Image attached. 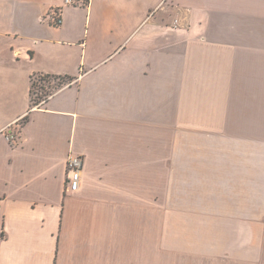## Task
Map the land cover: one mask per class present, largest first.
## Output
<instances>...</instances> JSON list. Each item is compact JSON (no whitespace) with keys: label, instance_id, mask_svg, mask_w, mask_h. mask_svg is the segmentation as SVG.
<instances>
[{"label":"crops","instance_id":"crops-1","mask_svg":"<svg viewBox=\"0 0 264 264\" xmlns=\"http://www.w3.org/2000/svg\"><path fill=\"white\" fill-rule=\"evenodd\" d=\"M62 5L0 0V264H264V0ZM38 75L72 82L35 106Z\"/></svg>","mask_w":264,"mask_h":264},{"label":"rangeland","instance_id":"rangeland-1","mask_svg":"<svg viewBox=\"0 0 264 264\" xmlns=\"http://www.w3.org/2000/svg\"><path fill=\"white\" fill-rule=\"evenodd\" d=\"M60 1V0H59ZM63 12L67 10L68 6L64 5V0H63ZM56 8V7H55ZM65 9V10H64ZM51 10V9H50ZM50 10L48 13H50ZM47 13V14H48ZM67 16V15H66ZM66 20V17H65ZM71 83L69 79L66 78H57V77H48L47 75H38L33 77L32 79V101L33 104L36 106L40 104L42 101L48 99L49 97L53 96L56 94L59 90L62 88L68 86ZM152 190V189H151ZM154 190V189H153ZM171 191V189H168ZM206 190V191H205ZM208 189H181L180 191V202L182 205L184 203L188 204L192 209H196L191 212H195L196 214H200L204 209H199L201 208H206V205H210V202H212L214 205L216 202H219L216 200V198L220 197V189H212V193L207 192ZM246 190V200L252 201V197L257 195V189H245ZM163 189H158V193L155 192L157 195L153 196L150 195V233L151 234H159L163 232V225L162 222L164 221L163 216L166 211V208L164 206H167L165 204L166 201H173L172 197L170 199L166 200V195L172 196V194H164L165 200L164 202L160 201L159 197L162 196L161 192ZM254 192L248 193V192ZM152 193V192H151ZM260 193L264 195V189H260ZM155 197V199H154ZM178 200V198H177ZM154 202V203H153ZM178 202V201H177ZM264 201H262V204ZM198 208V209H197ZM205 211V210H204ZM201 228H203V225H200ZM167 230L169 227H165ZM196 230V227H194ZM199 228V227H198ZM214 230V229H213ZM151 245V244H150ZM151 260V257H150Z\"/></svg>","mask_w":264,"mask_h":264},{"label":"built area","instance_id":"built-area-1","mask_svg":"<svg viewBox=\"0 0 264 264\" xmlns=\"http://www.w3.org/2000/svg\"><path fill=\"white\" fill-rule=\"evenodd\" d=\"M91 0H64V5L74 8H85L90 4ZM63 6L54 7L50 10V13L46 16V21L50 23L51 26L59 28L63 24ZM178 25V21H176ZM17 134L12 131L6 134V139L12 144H17ZM84 158L81 156L70 155L67 161V181H66V191L76 193L81 188L82 173L84 169Z\"/></svg>","mask_w":264,"mask_h":264},{"label":"trees","instance_id":"trees-1","mask_svg":"<svg viewBox=\"0 0 264 264\" xmlns=\"http://www.w3.org/2000/svg\"><path fill=\"white\" fill-rule=\"evenodd\" d=\"M48 77H53V76H51V75H47ZM57 78H59V77H57ZM66 79H69V78H66ZM71 82H72V80H71V78L69 79Z\"/></svg>","mask_w":264,"mask_h":264}]
</instances>
